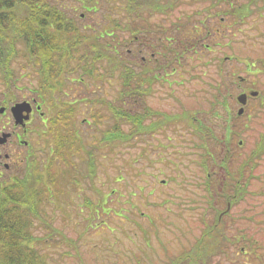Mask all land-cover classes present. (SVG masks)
<instances>
[{"label":"rangeland","instance_id":"rangeland-1","mask_svg":"<svg viewBox=\"0 0 264 264\" xmlns=\"http://www.w3.org/2000/svg\"><path fill=\"white\" fill-rule=\"evenodd\" d=\"M63 1L68 12L82 13L79 25H90L91 30L114 25V19L122 25L136 20V13L126 11V0H96L98 8L91 11L82 8L80 0ZM171 2L139 7L136 23L149 28L148 33L140 30L130 39L126 28L116 29L121 47L129 51L127 64L137 72L143 65L154 68L153 83L142 84L146 90L127 99L132 106L125 104L132 114L144 115V126L153 125L103 141V132L113 125L120 128L118 133L133 125L109 109L110 103L121 101L118 69L108 71L107 78L70 77L67 94L55 95L59 105L63 101L76 106L70 124L82 150L72 155L74 164L63 172L56 160L50 163L54 154H46L56 138L54 110L43 101L47 132L35 144L43 149L22 169V177L46 174L43 165L48 160L57 183L54 187L46 182L51 194L40 204L42 214L34 220L33 231L41 236L46 232V215L75 239V246L58 241L57 234L49 242L42 240L47 242L41 245L45 264H264V151L254 155L264 145V1ZM243 4L247 13L239 17L236 9ZM104 14L109 15L106 21ZM195 25L197 34L182 47L183 64L173 61L175 69L169 66L164 72L161 48H180L179 37ZM16 46L19 52L10 62L14 77L6 79L0 71V98L38 94L39 77L29 63L24 66L27 56L19 39ZM96 63L105 68V60ZM255 90L258 98L248 97L238 115V95ZM145 106L157 111L144 113ZM87 160L93 167H87ZM84 195L93 207L84 203ZM227 238L234 240L229 258L211 247H221ZM243 245L245 250L240 249Z\"/></svg>","mask_w":264,"mask_h":264},{"label":"trees","instance_id":"trees-1","mask_svg":"<svg viewBox=\"0 0 264 264\" xmlns=\"http://www.w3.org/2000/svg\"><path fill=\"white\" fill-rule=\"evenodd\" d=\"M126 1L125 9L130 16L135 13L139 14L137 13L139 7L142 8L145 4H150L152 7H162L161 3L159 4L160 0ZM153 1L156 2L155 5ZM171 1L173 0H167L166 6H172L173 2ZM65 6L63 0H0V71L5 74L6 79L14 77L15 72L10 62L15 59L19 52L16 46L19 39L27 56L24 66L29 63L33 67L39 77L37 89L41 92L43 101L51 104L54 110L51 123H53L52 133L56 138V143L50 149L49 154H46L47 156L54 154L50 163L52 164L56 160L63 172H66L68 165L74 164L72 155L77 153L80 155L82 150V145L78 143V134L73 131L72 124H70L76 106L71 102L63 101V104L59 105L60 102L57 101L55 95L57 92L67 94L65 86L69 85L68 81L72 80H69L70 77L73 79L80 77L84 80L86 79L85 76L101 77L103 75L104 78H107L106 73L108 71L109 74H113L114 70L118 69L117 75L121 78V90H119L121 101H119V105L110 103L109 109L114 117H122L126 121L130 120L133 125L125 132L122 130L121 133H118L120 128L117 124L106 129L101 138L108 143L112 138L116 139L118 136L126 138L131 136L135 130L146 129L153 125L150 122L149 126H144L142 122L144 115L132 114L131 110L125 108V104L132 106V103H128L127 99L142 94L146 90L142 88V84L151 85L155 80L154 77H156V75L153 77L154 68L148 70L143 65L141 70L137 72L132 69L133 67L131 68L129 63L127 64L126 56H128L129 51L121 47V42L116 34L117 26H121L128 30L131 39L141 29L146 32L145 28L136 27L137 24L134 22L133 24L129 22L122 25L118 19H114L112 20L114 25L102 27V29H92V31L90 25H79L82 13L77 15L76 11L68 12ZM80 6L87 11L98 8L96 0H80ZM240 7L236 9V15L239 17L243 13H247L245 5L244 8ZM71 9L74 10L75 8L72 7ZM135 15L132 16L133 20ZM83 16L85 15L83 14ZM108 16V14L102 15L105 21ZM88 28L89 32H86ZM197 29L198 26L195 25L179 37L180 48L174 46V48L169 49L165 48L166 45L161 48V51L163 49L162 66L164 72L169 66L173 71L175 69L173 67L174 62L178 65L183 64L181 58L185 57L186 51L182 47L186 45L188 37L197 34ZM164 37L167 38L168 36L164 35ZM81 46L84 49L79 51ZM102 59L106 61L107 66L105 65V68L97 66L96 61ZM157 66L159 67V65ZM148 71L152 76L146 74ZM150 107L145 106L146 111L144 113L151 114L157 111L152 109L154 107ZM205 135L206 138L210 136L209 133ZM262 144L255 150L254 155L259 156L258 150L264 151ZM204 146L206 147V144ZM207 152L210 153L211 151L206 147L205 153ZM47 163L48 160H45L43 165V167H47L45 168L47 169L46 174L42 173L34 179H28L27 175L17 183L16 188L5 190L4 194L0 196V264H45L41 259V245L47 240L49 242L53 234H57L58 241L69 242L75 246V239L73 240L61 228L53 225L46 215L42 219L46 232L41 236L33 231L37 225L34 220L40 219L42 214L40 204L48 200L51 194L46 182L54 187L57 183V179L54 177L55 172L51 170V166L48 167ZM87 164V167H93L92 160H87ZM71 179L73 182H77L73 176ZM55 190L57 192L59 189ZM84 203L90 207L95 205L87 195H84ZM93 211L95 212L94 208ZM42 240L46 241L43 242ZM70 251L71 249L65 250L67 254Z\"/></svg>","mask_w":264,"mask_h":264},{"label":"flooded vegetation","instance_id":"flooded-vegetation-1","mask_svg":"<svg viewBox=\"0 0 264 264\" xmlns=\"http://www.w3.org/2000/svg\"><path fill=\"white\" fill-rule=\"evenodd\" d=\"M140 15L136 14L134 16L135 23L139 20ZM136 24V27H138L139 24ZM144 30L147 33L149 32L147 27ZM141 31L143 32V29ZM138 33L133 38H137ZM261 62L264 63V58H261ZM249 99L247 96V100ZM43 105L45 104L39 90L38 94L36 92L34 96L31 95L30 97L26 95L19 98L17 96L0 98V196L4 194L5 190L16 188L17 183L26 176L25 174L22 177V169L33 164L36 155L43 149L41 144L35 145L39 144L40 135L47 132V129H44L42 125V122H45L46 119L45 112L42 109ZM36 117H38L37 120ZM240 236H247L249 241L257 242L251 236L243 234V232H240ZM224 237L223 235L222 239ZM241 240L243 239L241 238ZM246 240L248 239L246 238ZM211 247L216 252L220 249L222 252L227 253L229 258L228 249L234 248V240L227 238L221 247L220 244ZM240 249L245 250L246 248L243 245ZM183 255H187V253L184 252ZM199 264L204 263L201 261Z\"/></svg>","mask_w":264,"mask_h":264},{"label":"water","instance_id":"water-1","mask_svg":"<svg viewBox=\"0 0 264 264\" xmlns=\"http://www.w3.org/2000/svg\"><path fill=\"white\" fill-rule=\"evenodd\" d=\"M251 93L252 94H256V91H251ZM237 99H238L239 102L245 103L246 102V93L239 94L238 97H237ZM17 105H20V104H17ZM242 110H243V107H240L239 108V112H241Z\"/></svg>","mask_w":264,"mask_h":264}]
</instances>
